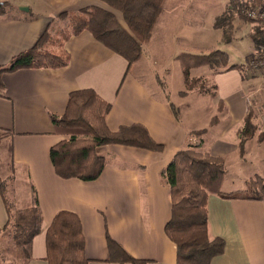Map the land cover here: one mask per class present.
<instances>
[{
  "label": "crops",
  "instance_id": "0c3cea01",
  "mask_svg": "<svg viewBox=\"0 0 264 264\" xmlns=\"http://www.w3.org/2000/svg\"><path fill=\"white\" fill-rule=\"evenodd\" d=\"M200 1L164 0L154 32L175 23V32H171L175 36L182 29L180 23L187 8H194ZM220 1L222 5L229 3ZM0 2L13 9V13L6 14L8 9L0 17V67L31 49L61 14L101 6L98 0ZM216 17L210 18L211 25ZM64 49L70 60L63 68L21 69L0 75L4 87V96H0V150L10 152L9 169L6 168L8 160L5 162L1 155L0 180L6 184L8 200L17 210L32 206L34 190L42 215L40 232L32 241L31 259L20 261L21 264H47L45 234L54 216L61 211L79 218L84 255L89 264H120L108 261L107 236L144 264H176V246L164 230L170 219L171 200L162 173L175 154L186 149L189 132L195 126L187 124V129L179 107L156 80L150 79L148 72L139 70L140 63L128 70L124 58L99 44L89 32L69 38ZM212 78L216 97L211 105L217 112L221 103L222 112L218 123L206 133V136L213 133L215 138L203 140L201 145L205 146L203 151L225 162L221 193L239 196L222 198L210 194L207 198L209 236L225 243L223 254L211 264H264V202L235 194L248 191V182L252 179L251 175L240 173L252 150L249 143L241 159L236 154L238 132L248 113L246 95L250 84L246 81L249 80L239 70L212 73ZM85 89L93 90L111 104L106 117L109 131L142 125L163 150L152 152L107 145L97 151L105 159V168L97 180L83 182L57 176L49 151L65 140V136L58 132L51 117L63 116L69 94ZM171 106L178 110V117ZM218 127L220 130L215 131ZM254 146L255 152L263 156L264 150L259 149L264 142ZM229 157L234 161L229 163ZM233 168L238 172L236 178L228 176V170ZM260 178L264 181V171ZM6 222L0 196V229Z\"/></svg>",
  "mask_w": 264,
  "mask_h": 264
},
{
  "label": "trees",
  "instance_id": "16d2710c",
  "mask_svg": "<svg viewBox=\"0 0 264 264\" xmlns=\"http://www.w3.org/2000/svg\"><path fill=\"white\" fill-rule=\"evenodd\" d=\"M98 1L117 13L91 7L61 14L57 21L66 20L69 30L60 33L59 44L53 45L56 40L49 34L50 28L47 29L31 49L13 57L8 64L0 67V75L21 69H59L67 66L70 56L64 49V43L72 36L85 31L99 44L124 58L129 70L141 56L142 45L151 38L164 0ZM240 1L242 0H231L236 3ZM254 1L264 4V0ZM9 8L7 3L0 2V17ZM119 17L126 29L120 24ZM232 18L233 16L226 11L215 19L214 27L225 28ZM253 28L255 29L250 35L257 49L263 40L259 29ZM178 60L183 61L180 66L187 91L195 86L196 80L198 81L196 78L193 80L189 78L191 69L207 68L214 73H223L242 70L243 66L247 65V61L244 65L229 64L227 54L220 51L202 56L182 54ZM215 89L214 86L213 90ZM3 90L0 81L1 97L4 96ZM218 105L221 107L222 104ZM171 107L174 115L178 117V110L174 106ZM110 110L111 104L105 102L91 89L69 94L65 113L61 117L52 116L51 121L64 136L78 130L85 134V137L77 139L71 134L68 139L62 140L50 149L49 159L57 176L83 182L97 180L105 168V159L96 152V149L106 145L135 147L152 152L163 150V146L155 143L142 125L133 124L122 126L116 132L109 131L106 117ZM213 119L212 126L218 123L217 117ZM253 127L252 115L247 114L238 132V148L241 154L246 141L253 135ZM204 133L206 130L202 135ZM162 177L169 188L171 200L170 219L164 230L167 238L176 246V264H211L215 257L223 254L225 243L220 238L209 236L207 198L210 194L222 198L239 196H226L220 191L225 177L223 160L207 152L200 154L186 148L175 154L163 171ZM248 183L247 189L255 194L253 196L243 194L240 197L264 202V181L261 178H253ZM0 196L7 214V222L0 231L12 226L14 254L19 261L27 262L31 259L32 241L40 232L42 219L35 191L33 190L32 206L23 210L15 209L14 203L9 202L6 184L1 180ZM106 244L109 262L144 264L129 256L109 236L106 237ZM45 248L47 264H89L84 255L81 223L73 213L61 211L54 216L45 234Z\"/></svg>",
  "mask_w": 264,
  "mask_h": 264
},
{
  "label": "rangeland",
  "instance_id": "374dc122",
  "mask_svg": "<svg viewBox=\"0 0 264 264\" xmlns=\"http://www.w3.org/2000/svg\"><path fill=\"white\" fill-rule=\"evenodd\" d=\"M228 2L229 3L225 2L222 5L220 0H201L194 8L188 7L187 13L183 16L184 21L180 23L182 29L178 31L175 36L171 35L172 31L175 32V23H169L168 27L166 24L165 28L167 27V29L164 30L158 29L157 32L153 30L154 34L152 32L151 38L142 45L143 49L141 56L137 62L140 63L138 66L139 70L144 69L148 72L150 79L156 80L163 91L168 93L167 95L171 98L172 102L179 107V111L182 117H184V123L187 129L188 125L195 126L194 131L189 132V137L187 138L188 143L185 147L190 148L194 152L205 154L207 151H203L205 146H202L201 143H203V140L215 138L213 133L209 136H206V133L212 127L211 123L214 121L213 118L217 117L219 119V114L222 112L221 107L217 108L216 112L215 108L211 105L212 99L216 97V90H213L212 78V73L214 72L207 68L191 69L189 78L191 80L196 78L198 81L196 80L195 86L187 91L180 66V63L183 61L179 62L178 57L182 54L202 56V54L208 55L214 51H220L227 54L228 63L231 65H244L247 61L248 70L246 66H243L242 70L239 71L245 79L249 80H245L246 83L250 84L249 92L246 95L248 107L247 114L252 115L254 127L252 132L253 135L250 136V139L247 140L245 144L247 145L249 143L252 150L249 153L247 164L241 168L242 170L240 173L244 176L251 175L252 179H260V174L264 171V155L261 156V153L255 152L256 146H254V143L261 145L264 142V118H262L264 112V110H262L264 109V76L261 72H252L249 69L250 65L248 64V60L249 62L251 61V59H249L250 55L254 53V57L256 55L258 60L260 58V61L264 63V33L260 31L258 25L249 22L247 19L241 18V16L237 17L231 14L230 7L224 10L226 6L238 5V2H231L229 0ZM97 8L105 9L106 11L109 10L115 14L117 13L103 3L101 6H97ZM223 11L224 13L227 11L233 18L230 20L227 27L215 28V19L219 17V13ZM9 13H13L11 7L6 14ZM215 16L217 17L211 25L210 18ZM119 21L122 27L126 29L121 17H119ZM185 22L186 25H184ZM253 27L259 29L261 33L260 37H262L263 40L258 50L255 49L250 35L251 31L255 29ZM66 30H69V24L66 20L57 21V23L51 25L49 34L56 40L53 45L59 44V35L62 31ZM205 130L206 133L202 135V132ZM218 130H220L219 127L215 129V131ZM66 132L68 131L66 130ZM69 132L71 133V131ZM71 134L75 135L77 139H83L85 137V134L78 130H74ZM68 136H65V139H68ZM259 138H262V140L258 141ZM99 148L96 149V152ZM2 149L0 150V158L2 155L5 162L8 160L6 168L9 169L10 152L5 149L2 151ZM263 150L264 146L259 149V151ZM236 154L238 158L241 159L245 154V148L241 154L237 144ZM233 161L234 160H231L230 157L228 158L229 163ZM235 170V168L229 169L228 176L238 177V172ZM253 172L256 174L252 175ZM0 174H2L1 168ZM235 194H250L253 196L255 193L248 190ZM12 231V226L5 228L2 232L0 231V264H21L14 254V243L11 238Z\"/></svg>",
  "mask_w": 264,
  "mask_h": 264
},
{
  "label": "built area",
  "instance_id": "2783aa9c",
  "mask_svg": "<svg viewBox=\"0 0 264 264\" xmlns=\"http://www.w3.org/2000/svg\"><path fill=\"white\" fill-rule=\"evenodd\" d=\"M230 10H231V14L237 17L241 16V18L247 19L251 23L258 25L260 28V31H263L264 33V4L263 3L255 2L254 0H242L238 3V5L231 6ZM256 50H258V48ZM249 59H251L250 62L248 60V64L250 65L249 69L252 72H261V74L264 76V73H263L264 63L260 61V58L258 60L256 55L254 57V53H253ZM246 69L248 70L247 65H246ZM262 118H264V112H263Z\"/></svg>",
  "mask_w": 264,
  "mask_h": 264
},
{
  "label": "water",
  "instance_id": "95a60500",
  "mask_svg": "<svg viewBox=\"0 0 264 264\" xmlns=\"http://www.w3.org/2000/svg\"><path fill=\"white\" fill-rule=\"evenodd\" d=\"M20 10H27V9H25V8H21Z\"/></svg>",
  "mask_w": 264,
  "mask_h": 264
}]
</instances>
